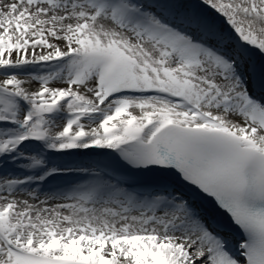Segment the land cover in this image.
<instances>
[{
    "label": "snow or ice",
    "instance_id": "snow-or-ice-1",
    "mask_svg": "<svg viewBox=\"0 0 264 264\" xmlns=\"http://www.w3.org/2000/svg\"><path fill=\"white\" fill-rule=\"evenodd\" d=\"M0 264H264V0H0Z\"/></svg>",
    "mask_w": 264,
    "mask_h": 264
},
{
    "label": "bare ground",
    "instance_id": "bare-ground-1",
    "mask_svg": "<svg viewBox=\"0 0 264 264\" xmlns=\"http://www.w3.org/2000/svg\"><path fill=\"white\" fill-rule=\"evenodd\" d=\"M32 87L33 88H36V87H38V85L37 84H33L32 85ZM102 157H99V156H84V157H76V158H74V159H76L77 161H85V160H91V161H93V160H100ZM88 179L89 178H84V179H82L83 180V182H88ZM205 215H206V218L208 219V221H209V224H211L213 221H212V216H210V214H208V213H205Z\"/></svg>",
    "mask_w": 264,
    "mask_h": 264
}]
</instances>
